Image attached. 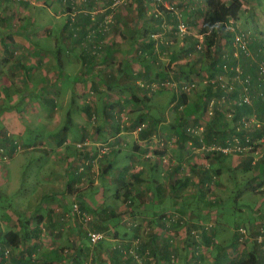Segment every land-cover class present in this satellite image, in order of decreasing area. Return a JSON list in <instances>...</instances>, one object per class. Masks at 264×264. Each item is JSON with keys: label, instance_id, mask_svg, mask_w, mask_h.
<instances>
[{"label": "crops", "instance_id": "crops-1", "mask_svg": "<svg viewBox=\"0 0 264 264\" xmlns=\"http://www.w3.org/2000/svg\"><path fill=\"white\" fill-rule=\"evenodd\" d=\"M27 1L25 4L8 0L0 1V96L2 98L0 99V199L9 198L12 193L21 191L22 181H29L34 187L32 193L29 192V187H25L26 199H21L17 211L6 214L0 220V225L3 228L8 225L6 221L9 219L8 216H11L10 220L15 221L12 216L15 215L16 218L19 217L17 219L21 225H18L22 230L28 228L32 231L37 228L40 234L38 239L23 240L19 250L21 254H18L16 259L21 260L26 255L24 252L29 245L36 243L40 247L39 245L45 241L43 237H50L52 242L54 240L53 243L64 241L75 244L79 247L81 258L77 255L64 256L55 252L51 256H45V264L51 262L93 264L94 261L102 264H159V259L163 263L162 259L166 258L168 252L171 254L174 249L173 244L177 243L175 235L179 232L178 227L184 224V219L186 221L191 219L183 212L184 207H177L180 202H184L182 196H197V201L202 202V206L205 201L211 199L205 189L211 187L217 189L225 173L221 172L220 177L214 176L216 182L203 184L200 183V171L213 167L221 168L225 172V167L221 166L215 155L204 154L202 158L204 162L200 159L194 160V153L187 154L186 146L190 140L183 141L179 136L180 148L173 143L172 146L177 149L163 150L166 152L150 151L147 149V141L152 138V128L140 130V124H132V126L126 124L124 115L127 108L123 106L120 88L114 87L112 82L108 83L109 80L117 84L120 78L126 77V64L134 75L144 77L142 80L147 82L155 81V72L153 69L146 71L147 64L144 62L117 59L115 53L108 57L110 49L104 55L98 52L97 56L92 57L86 53L87 47L80 41L94 23L107 21V17L112 12L110 8L113 0H102L98 3L94 0H80V2L67 0V4L62 3V0H53L55 3L48 10L49 15L54 14L59 20L54 25H48L46 19L49 16L40 11L47 5L37 0ZM131 1H135V6L139 8L140 0ZM144 7L145 17L149 20L155 11L148 13L150 11L148 3ZM152 7L158 11V7L164 6L155 4ZM24 9L28 14L21 12L26 20L21 30L31 38L30 42H22L15 36L13 40L11 35L7 36L13 33L11 18L14 12L18 13ZM137 11L138 17L135 23L139 20L140 10ZM121 13L115 14V18L123 21L126 15L122 17ZM70 17H73V21L77 24L80 38H72L74 31L69 23ZM65 18L67 24L64 25ZM36 23H39L40 27ZM104 37L96 41L97 43L87 44L88 49L89 45L94 47L96 44H101ZM67 39L70 41L65 42ZM10 40H12L11 44L8 42ZM114 64L117 69L112 71L104 69L105 66ZM57 65L67 68L65 74L71 81L78 78L76 82H71L70 88L63 90L60 85L61 76L59 78L54 74ZM157 65L159 62L155 64ZM17 67L22 68L21 74H18ZM99 67L100 70L96 71ZM36 71L43 74L40 76V72L36 73ZM145 72L146 74L150 72V75H145ZM146 77L148 79H145ZM58 80L60 84H57ZM38 89H41L39 93ZM32 100L36 102L32 104ZM135 109V107L129 108V111ZM67 115L69 121L66 122ZM214 139L211 146L203 140V146L197 147L193 144V149L208 148L210 149L208 151H212L213 148H220L219 142L216 141L218 144H215ZM227 143L232 146L234 143L233 147L239 144L243 150L239 151V154L236 153L237 155L232 154L233 158H239L233 168L239 167L243 160L247 162L253 156L245 145L232 143L226 139L224 144ZM260 152L262 153L261 149ZM164 158L169 161L164 162ZM190 162L195 166L192 170L188 168ZM200 162L202 164H199ZM254 179L255 177H251L253 188L258 184ZM262 180L264 181V178ZM128 186H130L128 191L134 198L132 204L124 199ZM191 187H194V190H190ZM219 190L225 191L226 188L219 187ZM261 191L264 193V185L256 192ZM64 196L73 199L71 209L67 206ZM214 199L217 203L218 199ZM76 203L80 205L81 214L74 211L73 206ZM257 206L260 210L264 207V202L259 201ZM218 207L217 205L215 209H219ZM128 209L130 213L126 212ZM197 209H199L198 213L203 211L207 214L213 211L211 208H200L199 205ZM18 210L25 214L23 218ZM101 212L103 214L106 212L105 214L111 217L115 215L117 219L114 221L121 220L124 214L133 216L134 236L129 238L127 232L123 234L126 236L115 233L114 236L106 238L100 247H88L85 244V230L90 223L117 226L116 223H107L106 219V221L98 220ZM173 213L178 218L181 217V222L170 217ZM255 213L256 209L250 218L255 217L256 220L249 219L247 226L260 227V223L264 222V211L257 212V215ZM163 216L165 217L161 220ZM200 219L203 217L197 216L192 223L202 222L199 221ZM219 219V214L213 212L212 220L215 221L209 224L213 228H208L209 234L213 233L211 237L214 242L211 247L205 246L202 253L197 249L194 250L200 263L203 259L207 260L203 254H209L211 251L214 263H227L221 257V254L225 253L226 246L222 244L225 242L224 234H219L214 229L218 226H215V223ZM199 223L194 225H200ZM115 230L118 231L119 228ZM63 231L70 232L68 239ZM152 234L154 238L150 236ZM22 235L21 233L20 236ZM196 238L199 241L200 236L197 235ZM161 246H164V250ZM84 247L87 253L82 252ZM36 253L33 255L36 256ZM131 255L135 258L132 259ZM144 257L147 258V263L143 262ZM152 260L153 262H150ZM229 263L232 264L231 261Z\"/></svg>", "mask_w": 264, "mask_h": 264}, {"label": "rangeland", "instance_id": "rangeland-1", "mask_svg": "<svg viewBox=\"0 0 264 264\" xmlns=\"http://www.w3.org/2000/svg\"><path fill=\"white\" fill-rule=\"evenodd\" d=\"M37 1L39 3L47 5V7L45 8L42 7L40 11L45 15L49 16V18L46 19L48 25L51 24L54 25L57 22H59V20L55 18L54 14L49 15L48 9L55 3L53 2V0H37ZM94 1L98 3L102 0H94ZM223 1L226 2L227 4L231 3V0H223ZM240 1L243 3V13L241 14L240 18L233 26L236 27L238 30L245 32V34H247V38L249 37V43L250 41L251 42L256 41L255 42L256 44L258 43L264 44L262 43L264 42V0H240ZM61 2L67 4V0H62ZM131 2H132L131 0H113V3L111 2L112 7L110 8L112 12L107 17V21H106L107 23L112 24V28L103 38L101 44H96L94 47L89 45L90 47L89 49H88V45L84 44V46L87 47L86 53L91 55L92 57L97 56L96 54H98V52L104 55L108 51V49H110L108 57L109 55L115 53L117 55L116 56L117 59L122 58L125 61L132 59L135 62H137V59L142 60L145 57L143 54H140V49H139L141 47V42L143 40H148L149 38H153L155 40H160V41L163 40L164 42H168L169 47L165 49L163 48L164 51H161L159 55H157V61H156V63L159 62L160 66L162 65L161 67L167 70L166 72L169 75L168 79L161 81L165 83V86L163 87L157 86L158 85L157 83H159L160 85L161 82H158L160 78L156 76H154L155 81L153 82H147L145 80H142L143 79L142 77L133 74V71L127 67V64H126V70H127L126 77L123 76L122 78H120L117 84H115L114 81L109 80L108 83L112 82L115 85L114 87H116L117 89L120 88L119 92L121 93V97H123L122 98L123 106L127 108L126 115H124L126 124L129 123L131 124L130 126H132V124H140L141 128H145L147 130H149V128H152V138L147 141L148 144L147 149L150 151L157 150L158 152H161L163 150L167 151L170 148L177 149L175 146L172 145L173 143H175L174 145L177 144L178 146L180 144V140H178L179 138L178 134H176L174 128L176 125H178L177 123L180 120L181 121L184 120L185 122L183 128L187 127L190 124L199 127L202 126V128L204 127V129L208 128V126H211L212 124H217L218 126L227 125L232 127L233 121L231 120L230 117L232 114L231 111H234V108L232 106H229V102H230L229 99H231L230 98L231 95L222 100V95L219 94L218 92L219 88H217L216 85L211 84V82L209 81V77H210V73L208 71L209 67L207 68L205 67V65H208L211 62V57H213L212 54H214V51L212 50L211 52L212 54L210 53L211 55L208 54L205 51L206 49L205 38L204 37L201 38V42L199 39V36H201L200 31L203 26L205 12L207 9L206 0H169V2L174 5L175 10L176 11L178 10L179 13L181 12L180 13L181 20L188 26L190 30L189 34L180 35L175 25L172 24L171 22H168L167 23L168 27L165 29V33L162 34L160 33L159 35L154 34V37H151V35L153 36L152 31L155 32L154 30L151 29V30H147L146 33L144 32L142 35H139L137 38L134 37L135 31L133 30H134V25L136 24L135 23L136 18L138 17L137 9L139 8L135 6L136 5L135 1H133L132 3ZM147 3L150 8V11L148 13H152L154 11L157 12V9H155V7H152L153 5H155L154 3H152V1L147 0ZM158 9L159 11L163 10L160 7H158ZM21 12L24 14H28L26 9L19 11L18 13L14 12L11 18V28H12L11 32L13 33L8 34L7 36L11 35L12 39L13 36H15L17 39H21L22 42L24 41L30 42L31 38H29V36H26V34L21 30L23 24L26 23V20L23 18ZM120 12H122L121 13L122 17L126 15L124 17L125 20L123 19V21L119 20L118 18H115V14H118ZM67 13L69 12L67 11ZM36 24H38V26L40 27L39 23ZM63 24L64 25L67 24L66 18ZM120 30H122L123 33ZM36 35L38 34L36 33ZM186 36H190L191 39H187ZM192 37L195 40H193ZM69 41L70 40L67 39L65 42H69ZM229 41L230 40H228V38L225 36V40L223 41V45H222L224 47L221 48V52L226 51L227 47L230 46ZM8 42L11 44L12 40ZM194 43H196V48L197 46H201L202 49L197 48L196 51L187 53L191 45H193ZM106 46H109V48H104ZM257 52L259 53V51ZM174 53L177 54L176 56L178 57L176 58L175 61H172V55ZM252 55L254 56V58L257 59V56L255 55L254 52H252ZM129 64L131 63L129 62ZM57 66L58 68L55 70L54 74H56L59 78L61 76V84H60V80L57 81V84H60L63 90H65L67 87L70 88L71 82L72 81L76 82L78 78H75L71 81V79H69L65 74V72H67V68L60 67L59 65ZM242 67L244 69L246 68L247 70L248 66L244 65ZM17 68H18V74H21L22 68L19 67ZM163 68H160L158 73H162L161 69ZM104 69L106 70L111 69L112 71L117 69V67L114 64L107 67L105 66ZM99 70L100 67L96 71ZM38 72L40 71H36V73ZM255 72L257 73L256 68H254L253 70L250 69L248 74H254ZM42 74L43 73L40 72L39 75L41 76ZM175 74H177V76ZM234 78L235 75L233 76L231 74L225 75V79L229 83H232ZM191 82H194L196 87L188 94H185L184 90H182L181 88L184 85L189 84ZM123 84H126V86H124ZM154 84L156 85L155 88L153 87ZM210 84L211 86H213L214 94L209 96L208 90ZM253 85H254L253 93L255 94V101L264 103V98H259L258 96L259 86L256 84L254 80H253ZM35 90H37V87H35ZM220 90L223 91L222 89ZM40 91L41 89H38V93ZM133 91L140 100L137 101L131 98ZM184 94L187 96V102L185 105H181L183 103H180L179 99H181V96H183ZM175 96L179 98L176 101H174ZM21 97H23V95ZM212 98L216 100L213 106L210 105V100H212ZM219 100H221V103L217 102ZM32 101H33L32 104L36 102L35 100ZM200 105H206V109L203 111V114H201L199 118H197L195 114H189V115L185 114L186 110L192 109L194 107H198ZM133 107H135L136 109L133 111L131 110L129 111V108L132 109ZM219 114L223 115L222 120L221 117L218 116ZM259 115L261 118L264 117V113L262 114L259 113ZM67 121H69L68 115L66 116V122ZM233 124L237 126L238 122L236 124L235 123ZM237 128H235V132L233 133L236 134L242 130V129L238 130ZM229 133H230L229 136L233 137V133L231 132ZM204 134L205 131L201 133L202 140L206 139V136H203ZM195 139H197V137L194 136L191 139H189L190 142H188L187 143L188 146H186L188 150L187 154L192 155L194 153L193 154V156H195L193 158L194 160L199 161L200 159V161H203L202 158L203 156H205L204 154H206V156L211 155L210 151H208L210 149L208 148H206L205 150L193 149V144L195 142ZM255 143H258V140H255ZM150 144L154 145L153 149L150 148L151 146ZM178 148H180V146ZM186 148H183V150H185ZM230 148L231 151L229 150L227 152H224L226 155L227 154L229 155V159L224 164L226 166L225 172L222 169V173L225 174L224 177L222 178V181L220 182L221 185L219 186L221 187V189L226 188V190L225 191L219 190V187L217 189L212 187L206 188L205 190L209 192L211 199L209 201H205V203L202 206H201L202 202H198L199 200L197 201L198 199L197 196L194 195L182 196V201L184 202H180L178 204L179 206L177 207L179 208L184 207L183 212L188 214V216L191 219H188V221L184 219V224L180 223L182 224L181 225L182 228L178 227L179 232L177 235H175V238H177V243L173 244L174 249L171 251L170 254L172 256V261L171 259H162V261L164 262L161 264H216L213 261L214 258H212L213 257L212 251L209 252V254L208 253H206L205 255L203 254L204 256L207 257V260L203 259L201 263L200 260L198 259L197 253L194 251V248L198 249L200 247L201 249H204L203 247L206 246V243L204 242V236L203 235L200 236V234H203L201 230L203 231L207 230L205 227L212 229L213 226L209 224L215 221L212 220L213 213H211L210 216L209 215L207 216L205 212L202 211L201 213L199 211V214L197 215L199 210L197 209V205H199L200 208L201 207L211 208V210L214 209L215 210L214 214L215 213L219 214L220 219L217 223H215V226L216 225L218 226L214 229H216L217 233L224 234L223 238L225 239H223V241L225 242L222 244L224 245L231 244V246L232 243H234L235 241L234 240L235 232H236L235 230L238 229L237 228L238 226L243 225L249 221L246 220L248 217H250L249 214L252 213L255 209H256V213L261 210L264 211V207L258 210V206H257V204H259V201L264 202V195H257L252 200V197L249 194H247L244 197L245 199L242 198L241 196V199L239 197L238 200V196L241 193V191L246 189L248 185V181L246 179L241 181L240 179V182L235 183V177L238 176V178H242L243 175H241V173L238 171L233 172L230 168H232L235 164H237V161L239 160V158L236 157L233 158V156L240 153L238 152L239 151L238 149H240V147L239 144H237L235 147H230ZM263 150L264 149H262V152ZM232 154L234 155L232 156ZM148 155L150 156V153H148ZM260 155H261L260 149H256V157ZM168 161L169 159L164 158V162H168ZM199 164H202V162H200ZM188 165H189L188 167L189 170H192V168L195 167L192 165L191 162ZM22 184H23V189L21 191L12 193L11 196H8L9 198L5 197L0 199V220L4 218L6 214L8 215L11 212L17 211V207L19 202H21V199L22 200L26 199L25 193L27 192V190H24L26 186L29 187L28 190L30 193H32L33 191L32 188L34 187L31 182L22 181ZM190 190H194V187H191ZM212 191H215V193H212ZM64 198L67 201V206L71 209L73 205L72 204L73 199L70 196H64ZM214 198L218 199L217 205L220 204V206L218 207L219 209H215L217 205ZM126 212L130 213V210L128 209ZM19 213L18 214L21 215V217L23 218L25 214L23 212H19ZM192 213L195 214V216H193ZM169 215H166V217ZM12 216H14L16 222L13 219L10 220L11 216H8L9 219H6V221H8V225L5 226L4 228L0 225V243L4 242L3 241L4 235L8 232L20 231V234L21 233L23 234L22 228L18 225V224L21 225V222L19 221V219H17L19 217L16 218L15 215ZM197 216L203 217V219L199 220L202 222L192 223L193 219L197 218ZM170 217H173L174 220H180L181 222V217L178 218L175 213H173V216ZM167 219L168 221H170L169 218ZM198 223L200 225H194ZM92 224L93 226H98V228L102 229V226L98 222H94L91 223V225L90 224L88 225L90 230L93 228ZM116 225L117 226L112 224L111 226H108V228H106L105 239L114 236L115 233H117L119 236H126L132 234L134 232V217L128 215L126 216V214H124L123 218H121V220H119L116 223ZM117 228H119L118 231L115 230ZM104 229L105 228L103 227V230ZM125 232H127V234L123 235ZM62 233L66 234L68 239L70 232L65 233L63 231ZM48 235L52 237V235H50L49 233ZM189 235L191 239L190 240L187 239V241H185V238H188ZM197 235L200 236L199 241H197L196 238ZM131 236H133V234ZM128 237L132 238L130 236ZM43 238L45 239V241H43L39 245L40 247H38L39 250L38 253H36V256L33 255L34 253H32V256L30 254L32 245H29L27 247V250L24 252L26 253V255H24L20 260V261L24 260L22 261V264H44L45 256L47 255L51 256L55 252H59L64 256L77 255L78 258H81V253L78 250L79 247H77L75 244L64 243V241L53 243L54 240L52 242L50 237H43ZM54 239L59 240V238L57 237H54ZM85 244L88 247H93L89 239L85 238ZM5 246L8 245L5 244ZM251 246H252V242L251 240L248 239L246 243L241 244L236 249L234 247L229 248L230 249L229 252L232 249L234 250L231 251L232 258L229 259V261L226 264H230L229 263L230 261L232 264H234L239 259V256L241 255L242 251L245 250V248L251 249ZM20 248L21 246L20 247L13 246L11 248L10 247L8 248L9 250H11L10 253L11 259H9L11 263L9 262V264H14L13 263L14 258L16 259L17 258L16 256L18 254H21V252L19 251ZM161 248L164 249V246H161ZM85 251L87 253L86 248L85 247L82 248V252L85 253ZM146 259L147 258L144 257L143 262L147 263L148 261H146ZM150 262H153V260ZM93 264H102V262L99 263L98 261H94Z\"/></svg>", "mask_w": 264, "mask_h": 264}, {"label": "trees", "instance_id": "trees-1", "mask_svg": "<svg viewBox=\"0 0 264 264\" xmlns=\"http://www.w3.org/2000/svg\"><path fill=\"white\" fill-rule=\"evenodd\" d=\"M0 1H4V0H0ZM8 1H12L13 3H27V0H8ZM27 1V2H26ZM147 3V0H140V6H139V20L138 22L134 25V37L137 38L139 35H142L144 32L146 33L147 30H154L155 32L152 31L153 35L154 34H160L163 33L165 31V29L167 28V23L171 22L172 24L175 25V27L177 28L178 23H179V17L176 16V13H174L173 11H170L164 7H160L161 9H163L162 11H157L154 14H152L149 18V20L145 17V5ZM206 12H205V16H204V22H203V26L202 29L200 31V34L203 35V37L205 38V44H206V49L205 51L210 54L212 52V50L214 51V54H212L213 57H211V62L208 65H205V67H209L208 71L210 73V77H209V81H211V84L214 85L218 83V80L220 78V76H225V75H229L231 74L236 75V71L232 70V68H241L243 75L242 78H246L247 75L251 76V78L254 81L258 80V71H259V65L261 63L264 64V44L258 43L256 44L255 42H251L249 43V51L248 53H245L242 49L240 48H235L234 47V36L231 33V29L230 27L232 26L231 20H233L234 22H237V20L240 18L241 14L243 13V3L240 0H231L230 4H227L226 2H224L223 0H206ZM145 8V9H144ZM29 23L31 21V19H28ZM96 22V21H95ZM69 23H71V29H73L74 33L72 32V38L77 39L80 38V34L79 31L77 30V24L73 21V17L69 19ZM68 23V25H69ZM29 25V24H27ZM166 26V27H165ZM112 28V24L107 23L106 21L104 22H98V23H94L92 26H90L88 28V32H86L85 35H83L82 39L80 40L81 43L84 44H90V43H95L96 41H98L100 38H102L103 36H106L107 33L109 32V30ZM76 33V34H75ZM225 36L228 38L230 46L227 47L226 51L221 52V48H223V41L225 40ZM142 37V36H141ZM151 37H153L151 35ZM187 39H191L190 36L186 37ZM193 38V37H192ZM193 40H195L193 38ZM264 43V42H262ZM169 46L167 45V42H163L160 40H155L153 38H149L148 40H143L141 42V47L140 49V54H143L145 57L140 60L137 59V61L140 62H144L146 63V71H149L150 69H153V71L155 72V76L159 77V81H164L166 79L169 78L168 73L166 72L167 70H165L163 67L159 66H155L156 61H157V55H159V53L161 51H164L165 48H168ZM98 48V47H97ZM164 48V49H163ZM198 48V46H197ZM196 43H194L193 45H191L190 49L187 51V53H190L192 51H196ZM204 51V52H205ZM259 51V53L257 52ZM221 52V53H220ZM252 52L255 53V55L257 56V59L254 58V56L252 55ZM210 54V55H211ZM219 54V55H218ZM177 54H173L172 55V61H175L176 58L178 56H176ZM131 60V59H130ZM255 60V62H254ZM248 66L247 70L246 68L244 69L242 66ZM129 68V66H127ZM160 68L162 73H158ZM254 68H256L257 73L255 72V74H248L249 70H253ZM125 71H127L125 69ZM247 71V72H246ZM178 73V72H175ZM185 74V73H184ZM145 75L149 76L150 72H145ZM177 76V74H175ZM144 78V77H142ZM145 79H148V77H146ZM162 83V82H161ZM209 87V96L213 95V86ZM219 94L223 95L224 92L220 90L219 88ZM231 95V99L233 100L234 98H238L237 93H230L229 96ZM132 96L134 99H137V101L139 100L137 98V96L135 95V92H132ZM253 97L255 98V94L253 93ZM261 98V97H259ZM0 99L1 96H0ZM177 98L176 96L174 97V101H176ZM180 103H183L181 105H185L187 102V96L184 94L183 96H181V99H179ZM180 105V104H179ZM229 106H232L234 108V118L232 119L233 123H241L242 122V118L243 116H254L257 117L258 121L260 123H262V125L264 124V117H260L259 113H264V103H260L259 101H255L254 102V106L250 107L246 104H242V105H234L231 102H229ZM206 109V105H200L198 107H194L192 109L189 110H184L186 115L189 114H195L197 116V118H199L201 116V114H203V111ZM219 117H221L222 120V116L221 114L218 115ZM183 119V118H182ZM184 120H180L174 128L176 131V134H178V136L180 138L184 140H189L191 139L193 136L191 133H188L187 131H185V128H183L184 126ZM232 123V127L227 126V125H217V124H212L211 126H208V128L204 129L205 134L203 136H206V139H203L206 141V144H208V146L212 145V139H214V137H216L213 142L216 144L220 145V150H212L210 151L211 155H215L216 159H218V161H220V164H222L221 166L225 167L224 165L225 162L229 159V155L225 154L221 149L223 148H230L232 145L231 144H224L225 140L228 139L230 142H234V140H236L237 143H240L241 145H245V147H248V152L251 153L253 156L246 162L243 160V163L237 167V168H230L233 172H240L242 176V178H238V176L235 177V183L243 181L244 179H246L248 181V185L246 187L245 190L241 191V193L238 196V200L239 197L241 198V196L245 195V194H249L252 197V200L255 196L257 195H264L263 192H256L257 190H260L261 187L264 185V181L262 180L264 178V155L263 152L261 153L260 156L256 157V149H263L264 147V141L261 142V138L264 136V126H262L261 128H256L254 130H249V129H244L242 128V130L238 133H233L235 132V128H237L236 125H234ZM182 126V127H181ZM229 127V128H228ZM233 133V137L229 136L230 133ZM218 134V135H217ZM221 138V139H220ZM201 138H197L195 139L194 142V146L197 147H201L203 146V141H201ZM247 140H250L249 142ZM255 140H258V143H255ZM218 141V142H216ZM18 145V144H16ZM15 145V146H16ZM207 146V147H208ZM234 146V143H233ZM232 146V147H233ZM251 147V149H250ZM17 148V147H16ZM239 152V151H238ZM215 159V160H216ZM213 165V164H212ZM213 168V167H212ZM205 169V171H200V183L203 184H212L214 182H216L214 176L216 177H220V174L222 172V169ZM231 171V172H232ZM256 173V174H255ZM246 175L247 178H246ZM240 177V176H239ZM251 177H255L254 180H257L256 182H258V184L256 185V187H252V183H251ZM130 186H128L126 188V193L124 195V199L127 201H130L131 204L133 203V197L131 196V193H129V188ZM132 187V186H131ZM235 189V188H234ZM233 189V190H234ZM234 192V191H233ZM247 192V193H245ZM256 194V195H254ZM231 197V196H230ZM75 205L78 206L79 210L75 209ZM217 205V203H216ZM220 206V204L218 205ZM74 211L77 212L78 214H81V208L80 205L78 203L74 204ZM192 211V210H191ZM208 212V211H207ZM214 212L210 211L207 213V216L211 213ZM98 213V212H97ZM106 212H104L105 214ZM102 212L99 213V218L98 220L100 221H108L107 223H117L118 221H114V219H117L115 215L108 216V215H104ZM193 214V213H192ZM199 213H197L198 215ZM254 211L252 213L249 214V216L253 215ZM257 215V214H256ZM121 217V215H120ZM165 216H163L161 218L164 219ZM250 218V217H248ZM246 220H249V219ZM106 219V220H105ZM251 221L256 220V218L254 217V219H251ZM248 224V222H246L243 225L238 226L235 231V241L234 243L228 244L225 246V253L221 254V257H223V260H225V262L229 261L230 259V254L228 251L229 248H235L240 246L243 243H246L247 240H251L252 242V246L251 249H246L242 251L241 255L239 256V259L234 263V264H264V222L260 223V227L258 226H250V225H246ZM91 225V223H90ZM103 227L105 228L103 230ZM139 227V226H138ZM106 228H108V224H105L104 226H102V229L97 228L96 226H93V228L90 230L89 227H86L85 230V238L89 239L90 242L92 243L93 247H100L102 244V242L104 240H100L97 243H93L90 239L89 233L91 232H98V233H103L106 234ZM135 228V227H134ZM207 230L208 228L205 227ZM244 229L246 230V234L240 232V229ZM207 230H201V232L203 234H200L204 236V242L206 243L207 247H211L213 241V238L211 237L212 234H209L210 232ZM133 232V236H134ZM132 234H130V237ZM40 236L39 234V230L36 228L32 231H30L28 228H24L23 230V235L20 236V233L15 232V231H11L8 232L4 235V242L0 243V264H9V262L11 263V261L9 259L10 258V253L11 250H9L8 248L10 247H20V245L23 243V240H32V239H38ZM151 237L154 238V235H150ZM261 237L263 238L262 241H260ZM23 238V239H21ZM188 240L191 239L190 235L187 238ZM7 242V243H6ZM32 243V242H31ZM5 244H7L8 246H5ZM31 256L32 253H36L38 251V244L33 243L31 244ZM130 245V244H129ZM158 245V244H157ZM159 246V245H158ZM230 246V247H229ZM228 247V248H227ZM96 248V249H97ZM137 248L139 249V246H137ZM204 248V247H203ZM197 248H194V250L196 251ZM164 250V249H163ZM200 253H202L201 251L203 249H201L200 247L197 249ZM7 251H10L9 254H7ZM119 251H124V249H119ZM146 251H143V253ZM138 255V254H137ZM140 255V254H139ZM162 256H165V253L163 252ZM204 256V255H203ZM132 259L135 258L134 255L130 256ZM138 258V257H137ZM167 259H171L172 261V256L170 255V253L168 252ZM165 258V259H166ZM53 259V258H52ZM76 258H74L75 260ZM203 259V258H202ZM160 261L158 262L159 264H161V259H159ZM74 262V261H72ZM14 264H22V261H20L19 259H15L13 260ZM45 264V263H44ZM46 264H53L51 263H46ZM219 264V263H218Z\"/></svg>", "mask_w": 264, "mask_h": 264}, {"label": "built area", "instance_id": "built-area-1", "mask_svg": "<svg viewBox=\"0 0 264 264\" xmlns=\"http://www.w3.org/2000/svg\"><path fill=\"white\" fill-rule=\"evenodd\" d=\"M152 1V3L156 4V5H161L164 6L166 9L173 11L174 13H176V16L179 17V23H178V32L181 35H187L189 34L190 30L188 28V26L181 20L180 14L178 12H176L175 7L173 4L167 2L166 0H150ZM232 26L230 27L231 29V33L234 36V47L235 48H240L242 49L245 53H248L249 51V37L247 38V34H245V32H242L240 30H238L236 27H234L233 25L236 23L233 20H231ZM154 37V36H153ZM201 38H203V36H199L200 42H201ZM199 49H202L201 46H198ZM232 70L236 71V75L235 78L233 79L232 83H229L226 81L225 76H220L218 83L214 85L217 86V88H220L224 91V94L222 95V100L225 99L226 97L229 96L230 93H237L238 98H234L233 100H230V102L234 105H242V104H246L250 107L254 106V102H255V98L253 97V89H254V85H253V79L251 78V76L247 75L246 78H242L243 72L241 70V68L237 67V68H232ZM258 80L255 81L256 84L259 86V92H258V96L261 98H264V64L261 63L259 65V71H258ZM209 82V81H208ZM211 82V81H210ZM158 87L161 86H165V83L162 82L160 85L159 83H157ZM153 87L155 88L156 85L154 84ZM196 87V85L194 84V82H191L189 84L184 85L181 89L184 90L185 94H188L189 92H191L192 90H194ZM216 100L214 98H212V100H210V105L213 106L215 104ZM218 103H221V100L217 101ZM231 120L234 118V111H231ZM211 113V112H210ZM238 130H241L242 128L244 129H251V128H261L262 126H264V124L262 125V123H260L257 119V117L254 116H243L242 118V122L238 123ZM251 129V130H254ZM142 130V128L140 129ZM185 131H187L188 133H191L192 136L197 137V138H201V133L204 131V127L202 128L199 126H194V125H188L187 127H185ZM262 141H264V136L261 138ZM203 141V140H201ZM248 142L250 140H247ZM155 142V141H154ZM234 142H236L234 140ZM156 143V142H155ZM151 145V144H150ZM236 146V145H235ZM151 149L154 148V145L152 144L150 146ZM251 149V147H250ZM213 150H220V148H213ZM223 152H227V151H231V148H223L221 149ZM240 152L242 151V149H238ZM6 159V158H4ZM75 209H78V206L75 205ZM240 232L246 234V230L244 229H240ZM264 232V231H262ZM90 239L93 243H97L100 240H104L105 239V234L103 233H98V232H91L89 233ZM263 238L261 237L260 241H262ZM10 251H7V254H9Z\"/></svg>", "mask_w": 264, "mask_h": 264}]
</instances>
